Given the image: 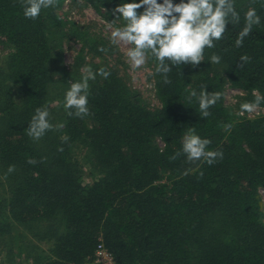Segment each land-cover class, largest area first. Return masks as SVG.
Returning a JSON list of instances; mask_svg holds the SVG:
<instances>
[{"label":"trees","instance_id":"obj_1","mask_svg":"<svg viewBox=\"0 0 264 264\" xmlns=\"http://www.w3.org/2000/svg\"><path fill=\"white\" fill-rule=\"evenodd\" d=\"M65 1L33 20L23 15L20 0H0V38L9 48L0 64L5 262L97 264L93 254L102 242L116 264H264V113L253 119L238 114L241 104L255 100L254 93L264 96V0H235L240 22L226 26L200 65L174 67L170 84L148 59L158 108H148L115 70L104 68L107 79L89 81L90 114L83 118L69 116L63 104L70 83L83 75L76 63L70 68L62 63L61 41L53 35L67 26L57 14ZM81 1L109 22L117 6L133 2ZM250 6L261 23L236 47ZM70 23L72 34L61 40L71 38L100 55V42L87 31L81 39L79 27ZM212 54L221 57L219 64L211 62ZM244 55L250 62L242 64ZM201 85L222 93L207 118L195 98L187 99ZM227 88L242 97L225 104ZM38 107H46L51 123L63 127L33 141L26 129ZM188 128L210 140L209 150L221 151L223 158L212 165L184 155L171 159ZM75 144L87 150L90 182L73 156ZM29 158L37 163L29 164ZM9 166H15L11 173ZM43 243L46 251L39 247Z\"/></svg>","mask_w":264,"mask_h":264},{"label":"clouds","instance_id":"obj_2","mask_svg":"<svg viewBox=\"0 0 264 264\" xmlns=\"http://www.w3.org/2000/svg\"><path fill=\"white\" fill-rule=\"evenodd\" d=\"M58 0H20L23 15L28 19H37L43 10L57 6ZM254 2V0H253ZM139 9H143L138 13ZM116 17L111 22L105 21L111 31L112 43L121 42L131 47L127 50V57L133 68H140L147 59H154L155 72L162 77L165 85L171 83L169 73L172 69L181 68L190 64L193 68L200 65L204 59L205 49H212L215 43L224 36L227 25L238 24L240 14L235 7V0H180L174 4L173 0H140L139 3H122L113 10ZM123 20L122 27H117V21ZM261 23L260 16L254 7H249L244 14V27L239 32L235 41L236 47H241L246 37L251 34L252 28ZM107 51L106 49H99ZM211 62L219 64L221 57L212 54ZM243 63L250 62L246 55L241 56ZM241 64V66H242ZM83 73L80 80L70 83L64 96V108L69 116L83 118L90 114L88 98L90 95L89 81H94L97 76L105 79L110 72L104 68L93 71L91 66L81 68ZM256 96L252 102L241 104V114L253 113L264 103V96L254 93ZM222 93H209L204 85H201L199 94L192 90L187 97L189 102L193 98L198 101L202 117L211 115L209 109L220 99ZM63 125L54 126L50 121V112L46 107H38L26 129L27 135L33 141H39L46 132ZM230 129L231 125H224ZM67 141V137L63 138ZM211 141L203 139L196 134L195 128H188L182 137V149L171 159L184 155L190 162L203 159L208 165L214 164L223 158L221 151L209 150ZM62 151L63 149H58ZM29 164H36L35 159L29 158ZM15 170V166H9L8 172ZM203 173H201V176Z\"/></svg>","mask_w":264,"mask_h":264},{"label":"rangeland","instance_id":"obj_3","mask_svg":"<svg viewBox=\"0 0 264 264\" xmlns=\"http://www.w3.org/2000/svg\"><path fill=\"white\" fill-rule=\"evenodd\" d=\"M57 14L67 22L66 28L60 31H53L54 37H57V42L61 41V61L66 67L70 68L76 63V67H84L85 64H97L106 69H113L118 77H120L130 89L140 94L148 108L154 110L159 107V102L154 95L153 78L149 60L147 59L146 63L140 68H133L126 55L128 48L131 46L121 42L112 43L111 31L107 28L105 20L100 15L92 8L85 5L81 0L74 1L72 6L60 8ZM115 18L114 16L112 19L114 20ZM70 22L79 27V29H76V33L81 35V39H83V32L87 31L90 37L96 38L100 42V49L103 48L107 51H101L100 55L90 53L89 50H87L88 48L83 47L81 42L71 41V38H63L61 40L64 34H72L74 27L71 29L72 26ZM123 24L124 21L120 20L117 21L116 26L122 27ZM8 50V46L3 44L0 38V64ZM225 96V103H227V105L233 104L242 97L238 95L236 90L230 88L226 89ZM159 145L161 146V143H159ZM72 152L74 158L79 161L80 167L85 174V181L90 182L91 179L87 175L91 173L92 170L89 168L87 150L83 145L75 144ZM1 193L2 190L0 189V194ZM262 209L264 211V199L262 201ZM39 247L42 251H46L48 244H39ZM4 257V253L0 252V264H8L5 262ZM16 263L17 259L15 258L12 264Z\"/></svg>","mask_w":264,"mask_h":264},{"label":"built area","instance_id":"obj_4","mask_svg":"<svg viewBox=\"0 0 264 264\" xmlns=\"http://www.w3.org/2000/svg\"><path fill=\"white\" fill-rule=\"evenodd\" d=\"M69 2H70V0H66L63 3L62 7L69 6ZM236 92L238 93V95H241V96L243 95V93L239 90H236ZM225 99H226V96H225ZM225 104H227V103H225ZM263 113H264V110L262 108H259L257 111H255L253 113H246L245 112V113L241 114V111L238 112V114L240 116L245 117L247 119L256 118ZM261 194L263 195V191H261ZM93 258H94V262L97 264H116L112 254L105 249L102 242H99L96 245V248H95L94 254H93Z\"/></svg>","mask_w":264,"mask_h":264}]
</instances>
